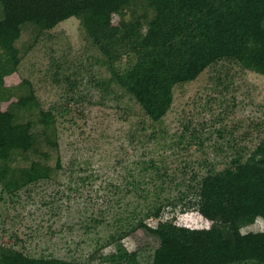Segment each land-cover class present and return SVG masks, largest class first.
Returning a JSON list of instances; mask_svg holds the SVG:
<instances>
[{"label": "trees", "instance_id": "16d2710c", "mask_svg": "<svg viewBox=\"0 0 264 264\" xmlns=\"http://www.w3.org/2000/svg\"><path fill=\"white\" fill-rule=\"evenodd\" d=\"M71 18L78 21L91 51L87 59L109 74L95 83L96 88L104 94L116 88L138 106L152 127L150 133L144 125L140 127L147 141L162 138L164 131L156 126L171 111L175 93L201 76L207 75L212 90L205 108L211 111L217 103L225 113L230 112L224 103L237 89V80L246 72L264 77V0H0L1 202L7 198L16 202L20 192L29 195L35 185L57 181L62 168L60 156L54 166L48 164L50 156L31 130L41 127L43 145L58 151L59 126L65 120L74 122L69 104L73 100L67 97L63 105L44 109L31 81L19 72L22 57L15 43L22 28L29 26L35 31L25 49L30 50L40 37ZM53 63L52 82L63 81L66 91L73 92L78 82L74 67L71 74L62 75L63 66ZM14 107L27 114L24 123L16 122ZM222 114L211 125L222 123ZM206 126L205 121L195 126L183 111L181 130L169 149L190 147L193 142L202 149L199 130ZM249 126L255 133L252 146L238 144L248 133L236 137L233 130L216 129L220 139L230 137L228 167L215 171L203 160L197 164L206 171L199 173L185 162L172 169L164 159H150L137 176L130 170L123 184L104 187L110 195L102 200L103 209L85 200L94 209L81 226L111 230L102 246H116L109 259L112 264H264V231L240 232L256 219L264 220V123ZM130 136V143L136 140ZM29 153L38 159L30 160ZM20 159L29 161L28 165H18ZM69 181L76 184L69 191L81 196L82 188L77 186L86 179L75 182L71 177ZM173 191L178 192L176 197L170 195ZM176 204L196 209L209 228L161 221L163 209ZM151 219L159 220L155 227L147 224ZM129 238L137 244L132 252L121 244ZM0 264L89 263L29 257L4 244Z\"/></svg>", "mask_w": 264, "mask_h": 264}, {"label": "rangeland", "instance_id": "374dc122", "mask_svg": "<svg viewBox=\"0 0 264 264\" xmlns=\"http://www.w3.org/2000/svg\"><path fill=\"white\" fill-rule=\"evenodd\" d=\"M34 33L31 27H23L15 43L22 57L19 72L24 79L31 81L44 109L51 105H63L67 97L72 99L69 104L73 108L71 116L74 122L65 120L59 126L58 151L43 145L41 127L35 126L31 130L42 143V151L50 156V166H54L56 158L60 156L62 168L57 181L41 182L32 187L29 195L20 192L15 198L16 202H10L8 198L0 201V245H13L26 256L112 264L109 259L115 253L116 246H102L111 230L104 226L86 230L81 226L82 219L89 216L94 208H104L102 200L109 194L104 187L123 184L129 180L130 170L137 176L143 163L150 159H164L172 169L181 167L185 162L199 173H205L206 167L201 168L197 163L207 160L215 171H220L229 166L232 150L227 146L230 137L220 139L215 133L216 129L223 126L233 130L236 137L248 133L247 139L238 144L252 146L255 133L249 125L264 123L263 76L246 72L237 80V89L233 95L227 96L228 101L224 103L230 108V112L225 113L224 106L220 107L217 103L211 106V111L205 108L206 96L212 93L206 75L175 93L171 111L162 124L156 126L164 131V135L157 140L147 141L140 127L144 125L146 133H150L152 127L138 106L116 88L106 94L96 88L95 83L109 74L102 65L87 59L91 51L86 47L76 19L62 22L25 51L32 44ZM52 61L63 66L60 70L62 75L76 71L78 82L73 92L66 91L63 81L58 84L52 82L55 71ZM231 104H235V107ZM183 111L195 126L206 122L205 128L197 127L201 131L202 149L194 142L190 147L169 149L181 130ZM12 113L16 122L24 123L27 120V114L19 108H12ZM220 114L223 122L211 125L212 119ZM130 135L136 137L131 143ZM188 138L189 135L185 138L186 142ZM231 144L235 145L233 142ZM27 156L30 160L38 159L33 153ZM28 162L20 159L18 165L25 166ZM71 177L75 182L86 179L77 186L82 188L79 191L81 196L69 191L70 185L76 187L75 183L69 181ZM170 195L176 197L178 192L173 191ZM53 197L54 200L51 199ZM88 198L94 208H88L85 201H89ZM170 219L174 224L190 229H207L210 226L196 209L181 204L163 209L160 220ZM157 221L151 219L146 222L150 227H155ZM261 231H264V220L260 218L240 230L242 234ZM121 244L128 252L134 251L137 246L131 238L124 239Z\"/></svg>", "mask_w": 264, "mask_h": 264}]
</instances>
